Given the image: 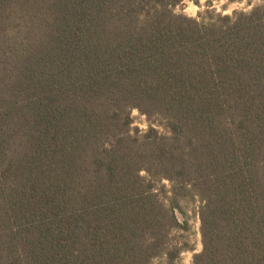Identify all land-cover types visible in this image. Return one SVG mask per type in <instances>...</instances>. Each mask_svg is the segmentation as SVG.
Returning a JSON list of instances; mask_svg holds the SVG:
<instances>
[{
  "label": "trees",
  "instance_id": "1",
  "mask_svg": "<svg viewBox=\"0 0 264 264\" xmlns=\"http://www.w3.org/2000/svg\"><path fill=\"white\" fill-rule=\"evenodd\" d=\"M185 1L0 0V264H264V2Z\"/></svg>",
  "mask_w": 264,
  "mask_h": 264
},
{
  "label": "rangeland",
  "instance_id": "2",
  "mask_svg": "<svg viewBox=\"0 0 264 264\" xmlns=\"http://www.w3.org/2000/svg\"><path fill=\"white\" fill-rule=\"evenodd\" d=\"M209 0H199L197 4L193 0H186L183 5L177 7L176 11L185 13L191 17H198L199 13L205 11V9L211 7L217 10V12L232 13L235 9H244L249 11L253 5L261 4L264 0H244L242 2H230L229 0H210L211 4H208ZM134 126L141 130H146L149 127V121L147 117L140 113L139 110L133 111ZM164 130V129H162ZM199 209V202H197V212ZM201 222L199 215H193V231L190 235V239L195 251H186L182 254V261L179 264H193V254L202 249L201 233H200ZM162 259H156L154 264H161Z\"/></svg>",
  "mask_w": 264,
  "mask_h": 264
}]
</instances>
